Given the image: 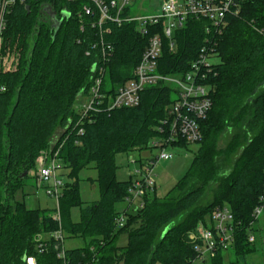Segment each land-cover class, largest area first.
Masks as SVG:
<instances>
[{"label":"trees","instance_id":"1","mask_svg":"<svg viewBox=\"0 0 264 264\" xmlns=\"http://www.w3.org/2000/svg\"><path fill=\"white\" fill-rule=\"evenodd\" d=\"M84 4L91 5L87 0H25L6 18L0 52L14 51L18 61L13 71L0 70V264H24L23 256L34 253L35 236L57 227L51 211L28 208L15 198L37 156L52 146L67 170L59 198L62 229L88 239L85 247L67 251L71 264L84 261L90 245L97 252L95 264H190L196 253L188 233L217 205H227L239 223L226 250L238 261H225V251L218 250L201 264H239L254 251L248 236L255 228L252 210L264 185V0H245L238 14L225 17L219 35H207L209 23L188 16L173 32L171 49L162 36L157 61L162 74L184 73L210 36L219 58L210 78L211 108L199 122L202 137L185 174L164 195L148 193L143 207L128 213L118 229L115 205L127 195L130 178H116L115 156L150 149L155 126L176 95L166 84L146 87L136 106L94 113L78 134L74 102L91 83L99 53L92 43L100 36L94 6L93 13L78 15ZM52 14L60 20L57 28ZM137 26L134 21H107L103 26L109 29L103 38L114 47L104 63L106 93L113 94L132 77L153 33L151 25L146 35ZM58 128L60 136L51 145ZM88 166L96 170L99 197L82 205L78 174ZM206 189L211 199L199 205ZM73 207L80 212L76 222L70 216ZM122 235L126 242L120 246ZM36 259L37 264H60L50 252Z\"/></svg>","mask_w":264,"mask_h":264},{"label":"built area","instance_id":"2","mask_svg":"<svg viewBox=\"0 0 264 264\" xmlns=\"http://www.w3.org/2000/svg\"><path fill=\"white\" fill-rule=\"evenodd\" d=\"M74 1V0H67ZM91 5L84 4L82 12L85 15L93 13L94 6L99 14L96 24L100 28L98 41L92 43V48L99 47L96 61L92 64L93 74L91 83L85 93L77 98L85 100L79 105L74 104L76 117L73 128L77 133H83V124L90 122L94 113L101 110H112L121 107H133L139 103L140 93L149 86L166 84L175 90V99L168 106L165 115L155 126V137L151 139V148H157L158 154L154 157L142 158L139 166L133 168L127 195L123 201L126 208L119 211L114 217V228H121L128 213L141 209L144 205V197L155 189L153 167L158 160H167L172 157L168 147H176L173 144L198 143L202 134L199 122L206 118L211 108V93L214 86L210 81L216 75L215 65L219 58L214 51V42L210 36L219 35L226 25L225 17L228 14H238L241 4L245 0H161L159 10L150 14L132 15L129 7L135 0H87ZM25 0H0V48L2 33L6 25L7 15L16 4ZM188 16L201 18L209 23L205 29L210 35L204 39L196 56L190 61L188 69L184 73L162 74L157 72V61L162 46V36L169 40L170 49L173 47L172 34L181 28ZM107 21L121 24L134 21L137 23L138 32L142 35L148 33V25L152 26L153 33L148 36L145 48L140 59L132 71V77L120 85L113 93H106L103 88L104 63L112 56L113 45L103 38V34L109 32L104 27ZM94 26V24H92ZM17 57L7 59L0 55V65L5 71L12 64L16 67ZM8 71V70H7ZM0 90H4L0 86ZM54 147L43 150L35 159V168L29 175L36 179V186L44 188L45 193L55 201V208L51 210L50 218L57 227L48 232L35 236L34 253L25 255L24 264H37L36 255L52 253L60 264H71L64 247L66 233L61 226L59 210V198L62 194L65 175L58 158V149ZM136 160H130L135 163ZM61 171V172H60ZM264 211V185L257 203L252 210V216L257 219ZM239 223L234 222L233 214L227 205L215 206L204 220H199L195 228L188 233L193 249L196 253L192 263H202L213 257L218 250L226 251L233 243L234 230ZM248 239L253 240L249 234ZM101 242V241H100ZM84 261L77 264H95L97 252L95 246H88V253L82 255ZM107 264H123L113 261Z\"/></svg>","mask_w":264,"mask_h":264},{"label":"rangeland","instance_id":"3","mask_svg":"<svg viewBox=\"0 0 264 264\" xmlns=\"http://www.w3.org/2000/svg\"><path fill=\"white\" fill-rule=\"evenodd\" d=\"M180 2V0H178ZM161 0H135L132 5L129 7V13L132 15H146L150 13L157 12L159 10V5ZM0 55L10 59H14L18 54L14 51L6 52ZM0 65V70H4ZM15 69L14 64L9 68H6L5 71H13ZM85 100L84 97L76 98L74 104L79 105ZM62 129L58 128L54 132L51 145L57 141L60 136ZM168 150L172 152V157L167 160H158L153 167V175L155 180V193L158 196L164 195L168 189H170L188 170L192 159L195 153L198 150V143H188L183 147H168ZM157 148H150L143 151H126L119 152L115 156V162L117 165L116 168V178L119 180H125L131 178L133 168L139 166V162L142 158L145 157H154L158 154ZM136 160L135 163H131L130 160ZM66 169H62V173L66 174ZM61 172V171H60ZM66 178V176H65ZM96 179V170L92 166L82 169L78 174V187L80 192V200L82 205L89 204L99 197V191L97 187ZM15 198L18 200L24 201L25 205L28 208H39L47 209L51 211L55 208V201L52 197H49L44 188L36 186V179L34 176H27L23 180V185L15 193ZM211 199L210 189H206V192L199 201V205H205ZM127 204L122 201L116 203L115 207L118 211H122L126 208ZM79 208L73 207L71 209V220L76 222L79 220ZM177 220V219H176ZM175 220L171 223L173 224ZM251 235L253 236L254 251L251 254H248L243 261H239V264H264V211L261 212L255 223V228L252 231ZM35 239V238H34ZM126 242L125 235L120 236L118 240V245L123 246ZM88 244V239L80 236H69L65 235L64 247L65 249H74L85 247ZM225 261H238L236 256L230 250L222 252ZM208 261V259H207ZM192 264H200L198 262ZM208 264V262H207Z\"/></svg>","mask_w":264,"mask_h":264},{"label":"water","instance_id":"4","mask_svg":"<svg viewBox=\"0 0 264 264\" xmlns=\"http://www.w3.org/2000/svg\"><path fill=\"white\" fill-rule=\"evenodd\" d=\"M25 8H26V10L28 11V10H29V5H25ZM52 16H53V14H52ZM52 18H53V20H54V26H55V28H57L58 25H59V23H60V20H56V19L54 18V16H53ZM24 258H25V255L23 256V260H24Z\"/></svg>","mask_w":264,"mask_h":264}]
</instances>
